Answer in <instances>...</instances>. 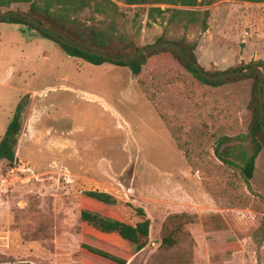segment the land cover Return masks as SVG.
<instances>
[{
    "label": "rangeland",
    "instance_id": "374dc122",
    "mask_svg": "<svg viewBox=\"0 0 264 264\" xmlns=\"http://www.w3.org/2000/svg\"><path fill=\"white\" fill-rule=\"evenodd\" d=\"M117 4L114 31L128 33L137 47L154 44L163 34L171 39L185 34L188 41L198 42L196 57L207 71H227L254 60L264 61V3L221 0L209 6L201 4L193 9L210 10L206 32L169 29L166 34L161 22L147 26V5ZM11 8L28 11L30 5L16 3ZM80 19L101 28L105 35V14L87 8ZM45 42L47 50L54 51L58 68L52 78L44 72L47 82L43 80V84L47 83L52 92L59 84L60 72L77 71V106L79 112L86 109L72 120H62L61 125H47L56 132L93 138L88 143L91 147L77 146L51 129L41 130L44 107L39 102L31 104L29 99L22 116L16 161H0V247L5 249L0 252V264H80L84 256L107 264L96 257L82 256L81 242L123 256L127 264H183L188 250L193 264H264V199L251 193L239 168L223 164L214 151L221 136L231 137L222 146L225 151L235 147L239 136L247 131L253 106V79L237 78L215 88L186 77L161 75L158 85L152 87L156 92L154 106L162 121V117L169 120L171 133L154 113L149 114L140 84L127 67L109 62L93 65L69 57L55 42ZM16 93L9 92L4 102ZM262 98L264 102V90ZM87 109L92 112L90 115ZM119 123L123 130L117 128ZM99 136L103 138L100 147L109 154L106 159L121 161L71 162L52 155L54 150L72 148L78 153L94 149ZM27 139L47 152L40 150L35 155L25 146ZM245 146L251 150L250 145ZM137 147L143 149L142 156L148 161L127 160V152ZM258 161V176L264 189V158ZM182 164L186 168L179 169ZM196 169L201 171L200 176ZM253 184L255 189L260 185L258 181ZM90 188L108 190L117 196L121 212L130 221L136 216L130 206L145 209L152 228L144 251L131 256L79 230L77 192ZM129 191L142 198L128 197ZM177 212L199 216L197 224L186 227L195 243L188 237L180 248L159 249L163 224ZM29 241L36 244L31 251L23 246Z\"/></svg>",
    "mask_w": 264,
    "mask_h": 264
},
{
    "label": "trees",
    "instance_id": "16d2710c",
    "mask_svg": "<svg viewBox=\"0 0 264 264\" xmlns=\"http://www.w3.org/2000/svg\"><path fill=\"white\" fill-rule=\"evenodd\" d=\"M219 1L221 0H0V13H4L0 15V22L27 25L31 29H35L42 37L55 42L70 57L83 59L93 65H102L109 62L127 67L133 77L138 80L140 88L153 105L156 92L152 87H155L154 84L158 85L157 79L161 75H170L171 78L186 77L200 84L215 88H220L237 78L253 79L251 100L253 106L247 131L239 136L240 142L235 147L228 148L225 151L222 150V146L231 137L221 136L217 140L214 151L216 157L223 164L239 168L251 193L264 199V189H261L262 183L258 176V160L261 157L264 158V113L263 117H261L259 100V88L263 74L261 67H264L263 60H254L249 64L231 68L227 71L210 72L198 63L195 53L198 42L196 40L193 42L188 41L185 34L173 39L165 37L163 34L158 37L155 43L171 41L177 47L160 45L126 60L113 61L111 58L107 59L102 55L122 57L150 46L137 47L128 33H115L113 16L119 10L117 2H123L127 5H147V26L151 27L153 24L161 22L164 25V33L166 34L169 29H173V31L182 29L185 32L190 29H198L201 33L206 32L209 29L210 10L193 8L201 4L209 6ZM238 1L264 3V0ZM16 3H28L30 8L26 12L33 19L18 13L23 10L12 9L11 6ZM161 4H165L168 7L162 8ZM87 8H93L96 13L105 14V35L104 30L101 28L87 24L80 19L81 12ZM35 20L41 24L52 25L55 29L65 34L66 37L43 28L36 24ZM180 50H183L184 54ZM187 57H190L191 61ZM195 64L199 68H196ZM253 67L255 68L251 70ZM244 70H248V72L216 79L210 78L225 72ZM261 90L263 92L264 85L261 86ZM28 104L29 95H25L19 101L5 134L0 140V161L4 160L10 164L16 161L17 145L22 129V116ZM162 118L165 126L172 133V126L169 120ZM245 144L250 145V151ZM196 173L200 176L201 171L196 169ZM256 181L260 185L255 189L253 183ZM130 207L133 208L136 216L139 217L136 223L130 221L121 212L118 198L113 193L99 189H84L80 193L79 230L84 235L94 237L113 246L114 249L134 256L148 245L151 219L143 207ZM198 222L199 216L194 213L177 212L170 214L163 224L161 244L158 248L165 250L180 248V246L184 245V239L188 237L191 238L192 243H195V239L186 230V227L195 225ZM80 251L82 256L86 254L96 257L107 264H127L128 262L123 256H117L86 242H81ZM191 256L192 253L188 250V257L183 264H193V257ZM95 261L84 256L80 259V264H100Z\"/></svg>",
    "mask_w": 264,
    "mask_h": 264
},
{
    "label": "crops",
    "instance_id": "0c3cea01",
    "mask_svg": "<svg viewBox=\"0 0 264 264\" xmlns=\"http://www.w3.org/2000/svg\"><path fill=\"white\" fill-rule=\"evenodd\" d=\"M44 39L46 40V38L42 37L35 29H31L27 25L18 24V23L0 22V88H1L0 89V140L5 134L7 126L15 113L19 101L25 95H29L31 104L39 102L44 107L43 113H41L40 116L41 130L51 129L55 133L61 135V137L69 140L71 145H77V146L89 145L88 143L92 141L91 139L93 137L88 139L78 138L76 136L68 135L67 133L64 132H60V131L56 132L52 126L47 125L49 122H53L61 125L63 123L62 120H67V121L72 120L77 117L78 113H81V111H85L86 109L80 110L79 112V108L77 106V100H76L78 95L77 71L74 74L71 69L63 70L62 72H60L59 84L55 85V87L53 88L54 90L52 92L49 91V87L47 86V83L43 84V80L44 81L47 80V79L46 80L43 79L44 77L43 75L50 74V78H52L55 76L53 71H56L57 70L56 68H58L54 63L55 60H53L55 53L53 50H47L48 49L47 44ZM51 52L53 53V55H51L52 54ZM46 68H48V72H46ZM49 81H51V79ZM132 81L134 84L137 83L136 80H132ZM12 90L17 91L18 93H16L14 96H11L10 99L5 103L3 98L7 96L9 92H11ZM140 91L142 92L144 98L148 103L149 106L148 109H150L149 114L154 113L155 117L160 119L157 110L155 109L151 100H149V98L142 91V89ZM102 103H103L102 105H105V101H103ZM87 110L88 111L86 113L90 115L92 112L89 109ZM115 114L121 117L119 113L117 114L115 112ZM27 117H28L27 120H29L31 114L28 113ZM159 121L164 125V122L161 119ZM99 122L100 121L98 120L97 124H99ZM101 122L103 128H105V116L102 117ZM143 122H146L145 118ZM117 128L123 130L120 123L117 124ZM102 140L103 138L100 137V141L96 144L94 149L86 148L87 150H82L78 153L73 152L72 148L63 149V150H54L52 155L54 158L58 160L64 161L69 159L71 162H80V161L88 162L90 160L113 161L114 159H110V158L106 159V156L109 154L105 153V149L103 147H100ZM25 146L28 148V150H31L35 155L40 154V150H43V153L47 152L46 150L43 149V147H41L38 144H35L29 139L26 140ZM136 149L137 150L132 148L127 152L129 155L127 160H140V161L149 160L147 157L142 156L143 155L142 148L137 147ZM23 153L26 154L27 152L25 153V150H23ZM114 161H121V160L117 159ZM180 168L183 169L186 167H184V165L182 164L179 166V169ZM159 170L163 171L164 169L159 168ZM194 176L198 178V175L196 173L194 174ZM90 189H97V188H90ZM82 190L77 192V198L79 202H80V193ZM104 191H108V190H104ZM126 194L128 197L131 198H137V199L142 198L136 196L134 191L126 192ZM138 220L139 218L137 216H134L132 222L136 223ZM151 228L152 226H150V233H151ZM34 245H36L35 242L29 241L27 243H24L23 246L31 251V248ZM106 245L111 246L109 244ZM4 251L5 249L0 247V252L3 253Z\"/></svg>",
    "mask_w": 264,
    "mask_h": 264
},
{
    "label": "water",
    "instance_id": "95a60500",
    "mask_svg": "<svg viewBox=\"0 0 264 264\" xmlns=\"http://www.w3.org/2000/svg\"><path fill=\"white\" fill-rule=\"evenodd\" d=\"M13 12H15V11H13ZM18 13H21V14H23V15H25V16H28L29 18L33 19V17L30 16L26 11H20V12H18ZM2 14H4V13H3V12L0 13V15H2ZM35 22H36V24L42 26L43 28H47V29H49V30H51V31H53V32H56V33H58V34H60V35L66 37L65 34H63L62 32H60L59 30L55 29V28H54L52 25H50V24H41V23H39L37 20H35ZM160 45H173V46H176V47H177V45H176L175 43L171 42V41H162V42H158V43L152 44V45H150V46H148V47L142 48L141 50L135 51V52H133V53H130V54L125 55V56H122V57H110V56L107 55V54H102V55H103L105 58H107V59L111 58V60H113V61H122V60H126V59H128V58L134 57V56H136V55H139V54H141V53H145V52H147L148 50L154 49V48H156V47H158V46H160ZM92 52L96 53L95 51H92ZM180 52H181L182 54H184V53H183V50H180ZM187 59H188L189 61H191L190 57H187ZM195 67H196V68H199V66H198L197 64H195ZM255 67H256V66H255ZM255 67L251 68V70L254 69ZM261 68H262V70H263V76H262V81H261V86H262V85L264 84V67H261ZM244 72H248V70H244V71H236V72H225V73H223V74H220V75H217V76H213V77H210V78H215V79H216V78H222V77H227V76H230V75L240 74V73H244ZM203 74H204V73H203ZM204 75H205V74H204ZM261 86H260V88H259V100H260L261 117H263V113H264V102H263V98H262V90H261ZM263 130H264V126H263Z\"/></svg>",
    "mask_w": 264,
    "mask_h": 264
}]
</instances>
